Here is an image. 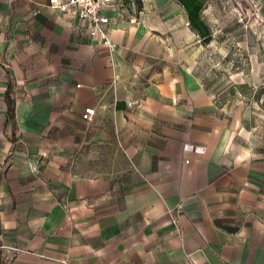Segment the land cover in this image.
<instances>
[{
  "label": "crops",
  "instance_id": "0c3cea01",
  "mask_svg": "<svg viewBox=\"0 0 264 264\" xmlns=\"http://www.w3.org/2000/svg\"><path fill=\"white\" fill-rule=\"evenodd\" d=\"M200 12L119 0L110 51L0 0V264H264V108L218 103Z\"/></svg>",
  "mask_w": 264,
  "mask_h": 264
},
{
  "label": "rangeland",
  "instance_id": "374dc122",
  "mask_svg": "<svg viewBox=\"0 0 264 264\" xmlns=\"http://www.w3.org/2000/svg\"><path fill=\"white\" fill-rule=\"evenodd\" d=\"M200 19L212 32L211 47L203 37L199 40L204 49L200 73H208L209 54H215L216 81L211 85L218 103L230 105L238 116L244 108H264V0H201ZM247 92L248 99H241Z\"/></svg>",
  "mask_w": 264,
  "mask_h": 264
},
{
  "label": "built area",
  "instance_id": "2783aa9c",
  "mask_svg": "<svg viewBox=\"0 0 264 264\" xmlns=\"http://www.w3.org/2000/svg\"><path fill=\"white\" fill-rule=\"evenodd\" d=\"M119 0H47L51 8H56L65 18L76 19L80 27L86 24L85 34L99 40L108 50L112 51L114 45L110 42L106 33L107 16L104 12L118 6ZM93 113V107L83 108L80 117L89 120Z\"/></svg>",
  "mask_w": 264,
  "mask_h": 264
},
{
  "label": "trees",
  "instance_id": "16d2710c",
  "mask_svg": "<svg viewBox=\"0 0 264 264\" xmlns=\"http://www.w3.org/2000/svg\"><path fill=\"white\" fill-rule=\"evenodd\" d=\"M196 10H198V7L197 8L195 7L194 11H196ZM194 25L197 26V24H195V23H194ZM200 33H201V36L203 37L204 41L209 39L208 36L206 35L207 34L206 31L202 30Z\"/></svg>",
  "mask_w": 264,
  "mask_h": 264
}]
</instances>
